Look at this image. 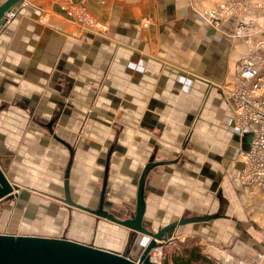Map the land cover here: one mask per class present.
Masks as SVG:
<instances>
[{
    "label": "crops",
    "instance_id": "0c3cea01",
    "mask_svg": "<svg viewBox=\"0 0 264 264\" xmlns=\"http://www.w3.org/2000/svg\"><path fill=\"white\" fill-rule=\"evenodd\" d=\"M221 1L23 0L0 25V165L18 193L0 208L94 214L67 192L93 208L105 193L127 217L142 183L150 228L213 216L177 226L164 250L195 236L209 257L264 264L263 191L241 180L249 132L222 86L249 50L239 20L264 27V0L214 25L202 10ZM116 224L117 244L68 237L138 258L150 236Z\"/></svg>",
    "mask_w": 264,
    "mask_h": 264
},
{
    "label": "water",
    "instance_id": "95a60500",
    "mask_svg": "<svg viewBox=\"0 0 264 264\" xmlns=\"http://www.w3.org/2000/svg\"><path fill=\"white\" fill-rule=\"evenodd\" d=\"M22 1L4 0L0 4V25L7 21V12L15 10ZM17 194L0 165V200L3 198L11 199ZM104 195L105 193H103L98 208L75 202L70 197L69 192H67V202L140 232L138 241L141 240L143 234L149 235L150 239L138 258L132 257L126 252L71 237L0 231V264H156L151 260V251L159 245L163 246L173 240L174 230L177 226L191 221L208 220L213 217L209 214L181 217L156 230L145 225V198L142 183L139 186L136 210L131 216L121 217L106 209L104 207Z\"/></svg>",
    "mask_w": 264,
    "mask_h": 264
},
{
    "label": "built area",
    "instance_id": "2783aa9c",
    "mask_svg": "<svg viewBox=\"0 0 264 264\" xmlns=\"http://www.w3.org/2000/svg\"><path fill=\"white\" fill-rule=\"evenodd\" d=\"M244 2L245 0L221 1L213 7L203 9L202 15L214 25H219ZM23 3L25 4V0ZM17 7L7 12L8 19L14 16ZM237 33L245 36L249 42V50L236 63L234 80L222 86L235 108L237 124L249 132V147L242 154L244 165L241 180L249 187L250 192L259 189L263 191L264 197V35L259 36L264 33V27L256 25L252 20L240 19ZM163 253V246L154 248L151 260L161 264ZM230 262L256 264L244 258L234 262L227 257L224 261L226 264Z\"/></svg>",
    "mask_w": 264,
    "mask_h": 264
},
{
    "label": "rangeland",
    "instance_id": "374dc122",
    "mask_svg": "<svg viewBox=\"0 0 264 264\" xmlns=\"http://www.w3.org/2000/svg\"><path fill=\"white\" fill-rule=\"evenodd\" d=\"M45 203L44 200H41ZM58 206H50L51 201L46 202L47 207L36 206L38 203L33 201L30 204L29 209L20 210L13 212L9 208L1 205L0 208V228L15 229L16 233H37V234H49L57 236H78L84 237V232L90 233L93 229L94 232L90 234L93 237V241L99 242L100 244H117V224L115 228L105 225L101 227L100 221H104L103 217L96 216L95 214L82 215L74 214L73 210L64 208L68 207L63 204L64 201H56ZM34 203V205H32ZM41 210V212L39 211ZM11 222L10 225H6L7 222ZM75 220V225L71 223ZM4 223V225L1 224ZM107 224V223H106ZM10 229H8L10 231ZM98 230V231H97ZM112 240V241H111ZM116 240V243L114 242ZM165 250L161 256V264H164ZM228 260V259H227ZM235 262V261H234ZM226 264V263H225ZM230 264H235L231 263Z\"/></svg>",
    "mask_w": 264,
    "mask_h": 264
},
{
    "label": "trees",
    "instance_id": "16d2710c",
    "mask_svg": "<svg viewBox=\"0 0 264 264\" xmlns=\"http://www.w3.org/2000/svg\"><path fill=\"white\" fill-rule=\"evenodd\" d=\"M178 240V239H177ZM164 264H225L219 259L204 253L197 237L178 240L176 244L165 249Z\"/></svg>",
    "mask_w": 264,
    "mask_h": 264
},
{
    "label": "bare ground",
    "instance_id": "6f19581e",
    "mask_svg": "<svg viewBox=\"0 0 264 264\" xmlns=\"http://www.w3.org/2000/svg\"><path fill=\"white\" fill-rule=\"evenodd\" d=\"M7 22V21H6ZM158 247H161L160 245Z\"/></svg>",
    "mask_w": 264,
    "mask_h": 264
}]
</instances>
